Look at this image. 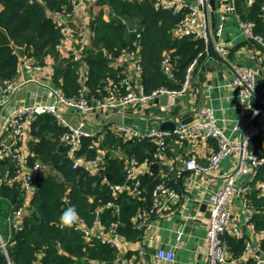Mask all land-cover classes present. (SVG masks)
Wrapping results in <instances>:
<instances>
[{
	"label": "built area",
	"instance_id": "2783aa9c",
	"mask_svg": "<svg viewBox=\"0 0 264 264\" xmlns=\"http://www.w3.org/2000/svg\"><path fill=\"white\" fill-rule=\"evenodd\" d=\"M93 1L95 0H70L69 7L49 13L61 35L55 47L59 57L81 61L77 97L65 96L53 82V66L48 67L46 61H37L28 54L25 46L13 47V53L18 55L15 77L0 78V159H10L13 166L12 171L6 169L0 175V186L16 182L24 198L21 206L7 217L8 223L15 229L20 227L21 216L32 194L35 175L46 168L45 164L35 162L27 169L28 153L26 154L21 142L30 134L37 115L48 113L63 127L60 139L66 147L65 154L71 162V168H79L89 175H96L104 169L106 150L100 144L109 136L123 140L148 139L155 145V151L142 160L117 153L123 159L125 176L130 183L110 184L114 195L123 190L128 195L140 194L142 174L152 175L153 167L160 164L167 168V171L161 170L160 173L164 179L151 190V206L148 209H138L131 217L132 227L140 229L142 233L151 219L155 220L163 215L177 194L176 189L164 182L165 177L168 172H175L179 180L181 174L188 170L206 177L200 182V193L209 213L204 218L207 264H264V227L258 228L255 222L256 215L264 217V205L256 207L251 198L253 194L264 197V89L258 88L257 69L248 64L229 67V84L237 89L240 98L242 116L232 128V131L240 132L238 139L224 132L210 107L195 109L186 122H182V115L163 111L149 114L157 122L145 130L126 125L122 119L127 115L147 116L146 109L156 98L165 96L176 99L190 88L199 57L203 53L207 54L208 42H211L216 55L226 65L229 64V46L219 38L221 20L216 22L211 0H137L150 2L155 10L171 12L177 17L171 27L172 36L177 39L184 36L200 39L204 43V49L188 64L180 87L160 86L146 91L141 82V30L133 25L128 28L136 37L131 44L119 49L115 55L107 53L110 66L120 67L122 77L117 82L107 79L103 94L95 96L88 84L90 69L84 59V52L94 33V17L88 12V6ZM226 1L224 11L235 14L236 22L245 38H255L262 42L261 36L254 34V23L241 19L235 12L233 2L230 4L229 0ZM253 2L254 0H245L248 6ZM103 8V18L107 20L111 10L107 5ZM261 9L264 10V0H261ZM122 22L126 23V19L122 18ZM159 67L166 78H175L174 64L169 52L163 53ZM28 84L35 87L29 93L31 101L28 104L18 103V91ZM65 107L79 112L78 117L71 120L70 115L63 109ZM96 110L103 111L105 117L92 125L88 123L85 115ZM166 120L176 123L173 130L159 128L158 124ZM258 136L261 139L255 141L254 138ZM86 138L93 140L84 146ZM208 141H214L215 148L201 161L196 147ZM171 143L177 146L187 143L191 147V153H172L169 151L174 149ZM92 148L95 149V154L87 155L84 150ZM225 158L230 160V167L220 173V166ZM217 177H221V183L212 190L210 184ZM107 180V176L103 175L102 181ZM235 199H238L244 213L242 224L236 220L230 204ZM62 200L66 201L65 195ZM110 205L112 203L108 202L95 209L96 217L90 226L87 227L79 216L72 226L82 232L88 243L97 239L114 247L117 257L112 264H132L124 256L128 239L117 230L116 223L104 225L99 221V210ZM180 233L177 232L176 239ZM226 236L242 241V250L237 256L229 250ZM5 246L6 241L0 235V248L4 253ZM136 250L142 256L146 255L142 238ZM154 256L159 264H174V253L170 249L157 246ZM136 264L146 263L140 261Z\"/></svg>",
	"mask_w": 264,
	"mask_h": 264
},
{
	"label": "trees",
	"instance_id": "16d2710c",
	"mask_svg": "<svg viewBox=\"0 0 264 264\" xmlns=\"http://www.w3.org/2000/svg\"><path fill=\"white\" fill-rule=\"evenodd\" d=\"M233 2L241 19L254 23V34L261 36L264 44L261 0H254L247 7L240 6L241 0ZM104 5L111 10L107 20L103 18ZM69 6L70 0H0V78L15 77L18 55L13 53V47L25 46L28 54L41 63L50 56L54 61L53 82L65 96L77 97L81 61L59 57L55 47L61 35L49 15ZM88 12L94 17V33L84 59L90 69L88 84L95 96L103 94L107 79L117 82L122 77L120 67L110 66L107 53L115 55L131 44L136 37L128 28L133 25L141 30V82L146 91L160 86L180 87L188 64L204 49L203 41L192 36L174 38L171 27L177 17L168 11L155 10L148 1L95 0L89 4ZM165 52L171 55L174 79L166 78L160 70L159 62ZM62 131L63 127L48 113L37 115L32 123L28 164L41 162L46 168L35 175L32 194L17 229L8 223L7 217L24 200L20 186L16 182L0 186V235L6 241V253L0 248V264H112L117 257L114 247L97 239L88 243L81 231L62 224L61 216L72 208L88 227L96 217L95 209L111 202L112 205L99 210V221L104 225L115 222L117 230L128 240L135 241L141 234L140 229L132 227L131 217L138 209L151 206V190L164 179L159 166L153 167L152 175L140 176L141 193L138 195H128L125 190L114 195L109 185L130 183L118 152L124 157L142 160L155 151V145L148 139L123 140L109 136L100 144L106 150L104 169L89 175L79 168H71L66 147L60 139ZM260 139V136L254 138L255 141ZM91 140L86 138L84 146ZM173 147L170 152H179ZM84 151L89 156L95 154L94 148ZM6 169L13 170L10 159H0V175ZM162 170L167 171V168L162 167ZM103 175L107 176V181H102ZM168 175L170 179L164 182L177 189L176 173L168 172ZM64 195L66 201L62 200ZM251 198L256 207L264 205V197L253 194ZM255 222L258 228L264 227L263 216L256 215ZM225 239L235 256L240 254L242 241L230 236Z\"/></svg>",
	"mask_w": 264,
	"mask_h": 264
},
{
	"label": "crops",
	"instance_id": "0c3cea01",
	"mask_svg": "<svg viewBox=\"0 0 264 264\" xmlns=\"http://www.w3.org/2000/svg\"><path fill=\"white\" fill-rule=\"evenodd\" d=\"M226 0H215L214 17L215 20H221L220 39L225 41L230 47L235 43L245 40L233 12L224 11ZM233 2V0H232ZM234 5V2H233ZM241 7H247L245 0H241ZM223 15V17H222ZM222 17V18H221ZM229 64H224L219 57L203 53L199 58L198 66L194 69V77L192 78L190 88L186 90L180 97L176 99H160L157 102L152 101L148 109H146L147 116L137 117L132 115L125 116L122 121L124 124L132 126L139 130H145L150 126L156 124L157 119L149 114L170 111L175 114L184 116V118L192 115V112L200 107H210L214 110L218 124L223 128L224 132L229 136L238 139L240 132L232 131L236 122L241 118L240 98L237 89L231 86L229 67L230 65H252L258 72V88L264 89V54L255 45L246 42L241 44L235 50L232 56H229ZM44 60L49 67L54 64L50 56H46ZM55 84V83H54ZM33 84H28L22 87L17 93V101L21 104H28L31 101L30 90L34 89ZM64 111L69 114L71 120L78 117L76 110L65 107ZM81 115H85L80 113ZM156 115V114H155ZM90 124H96L105 117L103 111L96 110L93 113L85 115ZM30 134L22 139V147L29 156L28 141ZM171 145L178 148L180 153L189 155L191 147L187 143L177 146L174 143ZM215 148L214 141L199 144L196 147V153L201 161H204V156ZM194 150V149H193ZM30 165H28L29 170ZM165 165L160 164L158 170L162 171ZM230 167V160L225 158L220 166V173L225 172ZM167 181L170 179L169 175L165 177ZM206 177H201L199 174H194L191 171H184L179 180L178 188L176 189V199L169 204V208L162 216L149 221V224L141 233L142 237L138 240H128L126 243L125 257L131 260L132 264L143 261L146 264H159L156 262L154 250L157 246L164 249H170L174 253V264H207L206 247H205V224L204 218L207 215L206 207L201 208L204 204L201 198L200 182ZM221 183V177L214 179L210 184L212 190L216 189ZM236 220L241 224L244 220V213L238 199L231 203ZM205 206V204H204ZM180 231L179 238L176 239L177 232ZM142 244L146 249V255L142 256L138 253L136 248ZM228 245V244H227ZM228 248L231 252L229 245ZM233 248V247H232ZM154 249V250H153ZM234 254V252H233ZM235 255V254H234ZM237 256V255H236Z\"/></svg>",
	"mask_w": 264,
	"mask_h": 264
},
{
	"label": "water",
	"instance_id": "95a60500",
	"mask_svg": "<svg viewBox=\"0 0 264 264\" xmlns=\"http://www.w3.org/2000/svg\"><path fill=\"white\" fill-rule=\"evenodd\" d=\"M215 0H211V4H212V8L215 9V3H214ZM230 4H232V0H229ZM216 22H219V19L217 17L216 19ZM246 42H249L255 46H257L264 54V44L260 41H258L257 39L255 38H249V39H245L243 41H240V42H237L235 43L233 46L230 47V51H229V56H232L233 52L235 50L238 49V47L241 45V44H244ZM207 50H208V53L209 55H214L216 54L215 50L213 49V46L211 44V42H208L207 44ZM162 100V99H165V96H162L160 98H156L155 99V102H157L158 100ZM170 99H173V98H170ZM190 119V117H186L182 120V122H186ZM175 122L173 120H166V121H162L158 124L159 128L160 129H167V130H173L174 127H175ZM108 177H110L109 173H106ZM179 183H181V180H179ZM205 207L204 204H202L201 208ZM209 213L207 212V215ZM154 250V249H153ZM154 252V251H153Z\"/></svg>",
	"mask_w": 264,
	"mask_h": 264
},
{
	"label": "clouds",
	"instance_id": "9594fccd",
	"mask_svg": "<svg viewBox=\"0 0 264 264\" xmlns=\"http://www.w3.org/2000/svg\"><path fill=\"white\" fill-rule=\"evenodd\" d=\"M78 219L77 213L74 208L64 212L61 216V222L67 227H71Z\"/></svg>",
	"mask_w": 264,
	"mask_h": 264
}]
</instances>
